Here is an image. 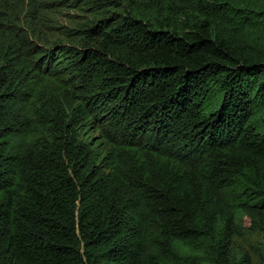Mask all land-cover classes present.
Returning <instances> with one entry per match:
<instances>
[{
  "label": "trees",
  "instance_id": "trees-1",
  "mask_svg": "<svg viewBox=\"0 0 264 264\" xmlns=\"http://www.w3.org/2000/svg\"><path fill=\"white\" fill-rule=\"evenodd\" d=\"M103 1L0 34V264H232L264 234V0Z\"/></svg>",
  "mask_w": 264,
  "mask_h": 264
},
{
  "label": "rangeland",
  "instance_id": "rangeland-1",
  "mask_svg": "<svg viewBox=\"0 0 264 264\" xmlns=\"http://www.w3.org/2000/svg\"><path fill=\"white\" fill-rule=\"evenodd\" d=\"M116 2L118 0H109V5L115 4L116 8L105 9L106 12L112 11L114 17L121 11ZM102 3L103 0H0V34L27 32L33 41L46 35L66 41L70 32L79 33L93 23ZM101 15L111 18L106 13ZM242 219L243 213L238 212L237 225L241 226ZM243 229V234L235 236L231 242V263L244 264L243 260L248 259L250 264H264V234L247 227ZM150 232L155 236L154 229Z\"/></svg>",
  "mask_w": 264,
  "mask_h": 264
}]
</instances>
